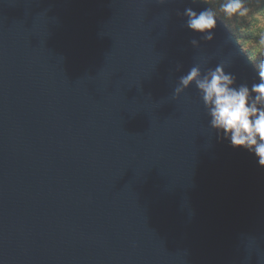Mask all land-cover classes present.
<instances>
[{"label": "water", "instance_id": "obj_1", "mask_svg": "<svg viewBox=\"0 0 264 264\" xmlns=\"http://www.w3.org/2000/svg\"><path fill=\"white\" fill-rule=\"evenodd\" d=\"M188 7L211 6L0 0V264H264V169L175 95L194 66L256 69Z\"/></svg>", "mask_w": 264, "mask_h": 264}, {"label": "clouds", "instance_id": "obj_2", "mask_svg": "<svg viewBox=\"0 0 264 264\" xmlns=\"http://www.w3.org/2000/svg\"><path fill=\"white\" fill-rule=\"evenodd\" d=\"M166 0H158L165 3ZM197 0H193L196 3ZM218 3V11L229 28L236 33L240 51L256 69L258 82L237 85L236 77L224 71V65L202 73L198 66L182 76L175 88L179 96L195 84L210 118L209 126L218 138L226 140L234 149H242L255 156L264 169V0H203ZM186 27L205 40L213 39L217 28V12L207 7L199 12L191 7L184 10ZM197 46V41L192 40Z\"/></svg>", "mask_w": 264, "mask_h": 264}, {"label": "trees", "instance_id": "obj_3", "mask_svg": "<svg viewBox=\"0 0 264 264\" xmlns=\"http://www.w3.org/2000/svg\"><path fill=\"white\" fill-rule=\"evenodd\" d=\"M214 11L217 12V17L229 28L227 22L223 19L222 15L218 11V3L213 2L212 4H209ZM230 29V28H229ZM230 31L236 36V34L233 32V30L230 29Z\"/></svg>", "mask_w": 264, "mask_h": 264}, {"label": "rangeland", "instance_id": "obj_4", "mask_svg": "<svg viewBox=\"0 0 264 264\" xmlns=\"http://www.w3.org/2000/svg\"><path fill=\"white\" fill-rule=\"evenodd\" d=\"M203 1V0H202ZM234 32V31H233ZM235 33V32H234ZM236 34V33H235Z\"/></svg>", "mask_w": 264, "mask_h": 264}]
</instances>
